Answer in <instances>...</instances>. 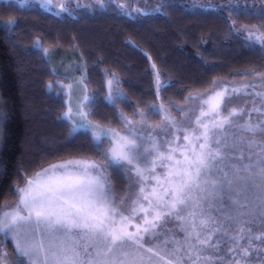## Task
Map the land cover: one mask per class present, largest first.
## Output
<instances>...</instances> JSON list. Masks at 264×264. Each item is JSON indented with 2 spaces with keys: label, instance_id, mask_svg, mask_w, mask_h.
<instances>
[{
  "label": "trees",
  "instance_id": "16d2710c",
  "mask_svg": "<svg viewBox=\"0 0 264 264\" xmlns=\"http://www.w3.org/2000/svg\"><path fill=\"white\" fill-rule=\"evenodd\" d=\"M61 1L63 11L61 5H52L56 0H51L53 10L35 3L0 0V209L16 200L12 189L48 164L99 160L89 140L81 134L70 138L69 122L58 119L67 105L60 88L49 90L47 85H59L64 78L53 72L44 51L60 56L78 53L83 84L97 98L92 122L106 121L103 127L121 130L113 112L122 111L131 118L133 110L163 105L165 112L186 128L195 104L189 97L206 96L218 85L246 83L254 87H241L227 100L224 111L228 115L233 108L244 110L242 116L233 118L232 131L239 133L238 126L249 119V111L264 103V98L255 95L264 93V82L259 83L264 79V50L238 32L241 27L256 28L264 22L259 16L262 0H103L102 5L97 0ZM9 20L15 23L9 25ZM113 74L114 87L124 93L128 107L117 104L113 109L103 102ZM157 74L161 83L169 85L159 93ZM259 84L263 87H257ZM251 118L253 123L262 121L264 113L252 111ZM146 123L162 130L154 137L175 140L174 130L164 129L162 113L150 115ZM107 147L105 143L100 150ZM242 147L246 153L247 146ZM107 175L114 198L131 191L130 173L110 170ZM231 204L225 197L221 211L208 210L211 219L205 235L225 225L212 236V242L219 244V251L212 250L213 254L224 258L215 264H232L239 252L238 248L232 250L236 243L232 237L239 236L244 217L227 220L222 212L231 211ZM181 223L166 218L158 230L162 235L159 239L147 237L148 244L160 243L173 234L183 239ZM229 224L231 228L226 230ZM246 227L253 228L252 235L264 231L259 221ZM239 243L247 245V240ZM253 245L255 248L260 241ZM0 253L6 254L9 264H26L12 242L1 236ZM248 259L250 264H264V248L253 250Z\"/></svg>",
  "mask_w": 264,
  "mask_h": 264
},
{
  "label": "snow or ice",
  "instance_id": "6c2138e0",
  "mask_svg": "<svg viewBox=\"0 0 264 264\" xmlns=\"http://www.w3.org/2000/svg\"><path fill=\"white\" fill-rule=\"evenodd\" d=\"M39 2L42 7L51 4V0ZM97 3L102 5L103 0ZM61 10H65L63 4ZM259 16L264 21V8ZM243 31L249 43L264 50V22ZM107 84L103 102L113 109L117 104L128 107L124 93L114 87V74ZM168 86L157 74V92ZM54 87L67 88L71 96V84L47 85L49 90ZM225 92L189 97L202 100L201 116L196 119L202 131H189L165 115L174 140L154 137L145 127L150 115L165 112L163 105L133 110L131 118L122 111L113 112L112 118L121 128L116 130L103 127L106 121L92 122L97 98L85 91L79 107L69 104L58 119L69 122L70 138L81 134L88 139L99 160L54 164L12 189L16 203L0 209V234L14 237L16 252L26 257L28 264H215L224 258L213 254L212 250L219 251V244L212 242V236L225 225L205 235L211 219L208 210L221 211L227 197L231 211L222 215L229 221L244 217L239 236L232 237L236 241L232 250L239 249L232 264H250V253L264 248V231L252 235L253 228L246 227L256 221L264 224V120L253 123L251 118L252 111L264 113V103L249 111V119L238 126L237 133L232 131L233 118L242 116L244 110L233 108L224 115L229 103ZM255 95L264 98V93ZM181 131L186 133L183 144L177 143ZM249 135L251 139H246ZM105 143L108 147L100 150ZM110 170L138 177V193L130 191L118 203L112 196ZM171 217L182 222L183 239L173 234L149 245L146 238L159 239L162 233L158 230ZM230 228V224L226 226V230ZM244 239L247 245L239 243ZM81 240L87 243L82 245ZM254 241L260 245L254 248ZM0 264H9L4 253H0Z\"/></svg>",
  "mask_w": 264,
  "mask_h": 264
},
{
  "label": "rangeland",
  "instance_id": "374dc122",
  "mask_svg": "<svg viewBox=\"0 0 264 264\" xmlns=\"http://www.w3.org/2000/svg\"><path fill=\"white\" fill-rule=\"evenodd\" d=\"M12 1L16 2L19 5H25L27 3H35V4H38L39 7L42 8V9H46V10H51L52 9V8L50 9L51 6L49 4H45L42 7L41 3L39 2V0H23V2H22V0H12ZM262 1L264 2V0H262ZM61 3H62L61 0H56V2L53 3L52 5H55V6L59 5L60 6ZM244 29H245V27H241L240 29H238V32H239V34L241 36H243V38L245 40H247L246 36H245V33L243 31ZM249 29H255V28H249ZM44 53H45V51H44ZM73 54L72 53L71 54L70 53H66L65 55L60 56V55L54 54V52L53 53L52 52H47V55H46V57H48V59L51 61L53 72H55L56 74H59L60 76H63V78H64V80H62L61 82H58V84L62 83V84H65V85H67V84H71L72 85L71 96H69L67 94L68 93V89L67 88L60 89L62 95L64 96V100H65V103L67 105V109H68L69 104H71V106L74 109L78 108L79 105H80V102L84 100L85 91H87V93L89 94V91L84 86V84L82 82V78H81L82 77V61L79 58V55H78L77 52H74ZM254 80L251 81L252 84H253V82H255ZM261 80H263V81L259 82V83H263L264 82V79H261ZM245 85H248V87H251V88L253 87V85H249V84H246V83H244V84L241 83V84L232 85V86L231 85H218L217 88H215L213 91H211L206 96L204 95V97L215 96V93H217V92H225V90H226V92H225V100H229L230 98H232L235 95H237L239 93V91H240V88L244 87ZM257 87H263V84H259ZM251 90H250V93H252L254 89H251ZM235 99L237 101V98H235ZM201 105H202V100L201 99H196L195 100V104H194V106L192 108L193 116L190 118V120H189V122H188V124L186 126V128L189 129V131L191 129H193V128H195L197 130V132L202 131V129L196 124L197 117L201 116V112H200ZM205 107H207V106H205ZM67 109H66V111H67ZM165 115H167V117H169L171 120L175 121L177 124H179V120L175 119L172 116H170L167 112H162V119H163L164 129H166L167 131H173L171 126L165 121V119H164ZM202 119H206L207 120V119H209V117H204ZM153 126L154 125H150V124L145 122V127L148 129V131L153 132L154 134L162 132L161 129H157V128L153 127ZM179 136H180V139L177 141V143H179V144L185 143V141L183 140L184 131L182 133H180ZM69 160H81V159H69ZM66 161H68V160L61 161V162H55V163H52V164H48V165L42 167L38 172L42 171V169H44V168L50 167L51 165L64 163ZM158 171H160V170H158ZM130 176H131V179H132L131 191L135 190V192L138 193V190H139L138 177L132 175L131 173H130ZM148 183L152 184V183H154V181H149ZM22 185L23 184L18 185V186H22ZM149 191H150V188H149ZM134 198H135L134 196L130 197L129 201L131 199H134ZM115 199L119 203L121 198H115ZM15 203H16V200L12 201V202H6V203L3 204V206H5V205H9V206L10 205H14ZM3 206H2V208H3ZM0 236L2 238H4V239H9L12 242V244L14 245L15 249H16V240L14 239L13 236L9 235V236L5 237L3 234H0ZM85 243H87L86 240H81V244L82 245L85 244ZM148 243H149V241H148ZM19 257L26 264H28V260H27L26 257L21 256V255H19ZM6 260L8 261L7 256H6Z\"/></svg>",
  "mask_w": 264,
  "mask_h": 264
}]
</instances>
